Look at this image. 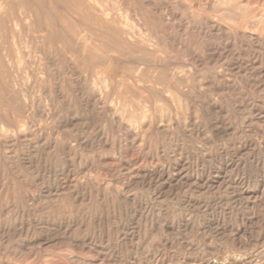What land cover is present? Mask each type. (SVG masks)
Here are the masks:
<instances>
[{
	"label": "rangeland",
	"instance_id": "1",
	"mask_svg": "<svg viewBox=\"0 0 264 264\" xmlns=\"http://www.w3.org/2000/svg\"><path fill=\"white\" fill-rule=\"evenodd\" d=\"M0 264H264V0H0Z\"/></svg>",
	"mask_w": 264,
	"mask_h": 264
},
{
	"label": "bare ground",
	"instance_id": "2",
	"mask_svg": "<svg viewBox=\"0 0 264 264\" xmlns=\"http://www.w3.org/2000/svg\"><path fill=\"white\" fill-rule=\"evenodd\" d=\"M8 1V0H7ZM94 10V9H93ZM114 16V15H113ZM95 17V16H94ZM111 17V16H110ZM8 19V18H7ZM124 24V23H123ZM12 25V24H11ZM105 25V24H104ZM5 26V25H4ZM98 26V25H97ZM6 28V27H5ZM105 28H107V27H105ZM132 30V29H131ZM100 31V30H99ZM112 31V30H111ZM34 32V31H33ZM124 32V31H123ZM132 32H133V30H132ZM19 36V35H18ZM103 36V35H102ZM31 46V45H30ZM133 55V54H132ZM131 74V73H130ZM136 80V79H135ZM149 82V81H148ZM132 83V82H131ZM134 84V83H133ZM39 85V84H38ZM142 88V87H141ZM151 88V87H150ZM27 100V99H26ZM117 104V103H116ZM134 110V109H133ZM132 122V121H131Z\"/></svg>",
	"mask_w": 264,
	"mask_h": 264
}]
</instances>
